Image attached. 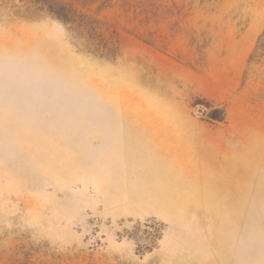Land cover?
I'll use <instances>...</instances> for the list:
<instances>
[{"label": "rangeland", "instance_id": "374dc122", "mask_svg": "<svg viewBox=\"0 0 264 264\" xmlns=\"http://www.w3.org/2000/svg\"><path fill=\"white\" fill-rule=\"evenodd\" d=\"M0 264H264V0H0Z\"/></svg>", "mask_w": 264, "mask_h": 264}]
</instances>
